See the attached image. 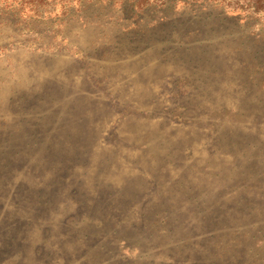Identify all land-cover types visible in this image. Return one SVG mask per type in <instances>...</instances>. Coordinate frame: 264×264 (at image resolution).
Segmentation results:
<instances>
[{
    "label": "rangeland",
    "instance_id": "obj_1",
    "mask_svg": "<svg viewBox=\"0 0 264 264\" xmlns=\"http://www.w3.org/2000/svg\"><path fill=\"white\" fill-rule=\"evenodd\" d=\"M0 264H264V14L0 0Z\"/></svg>",
    "mask_w": 264,
    "mask_h": 264
},
{
    "label": "trees",
    "instance_id": "obj_2",
    "mask_svg": "<svg viewBox=\"0 0 264 264\" xmlns=\"http://www.w3.org/2000/svg\"><path fill=\"white\" fill-rule=\"evenodd\" d=\"M198 1V0H195ZM228 7L264 14V0H214ZM188 2V1H185Z\"/></svg>",
    "mask_w": 264,
    "mask_h": 264
}]
</instances>
